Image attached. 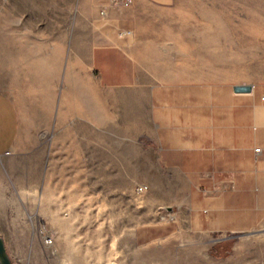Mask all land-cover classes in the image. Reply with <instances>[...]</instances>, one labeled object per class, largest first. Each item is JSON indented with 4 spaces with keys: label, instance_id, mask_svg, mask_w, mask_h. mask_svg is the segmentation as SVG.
I'll return each instance as SVG.
<instances>
[{
    "label": "rangeland",
    "instance_id": "1",
    "mask_svg": "<svg viewBox=\"0 0 264 264\" xmlns=\"http://www.w3.org/2000/svg\"><path fill=\"white\" fill-rule=\"evenodd\" d=\"M104 26L129 43L137 83L115 91L110 117L100 89L98 124L87 106L76 115L67 110V123L57 124L66 79L65 70L51 75L53 63L65 65L63 47L70 58L78 27L90 33ZM122 31L131 36L123 38ZM49 47L59 60L51 59ZM26 50L35 51L33 68L23 63ZM1 79L4 89L16 91L19 143L37 142L36 162L24 165L34 176L29 169L14 179L15 229L11 220H0L13 264H264L261 212H242L254 215V227L235 226L234 215L235 207L259 205L237 194L235 179L209 170L206 158H180L181 173L171 167L174 158H158L154 112L158 90L177 97L189 86L212 87L234 96L237 85H251L264 92V0L130 7L117 0H0ZM84 82L96 90L87 75ZM44 110L53 125L33 130L31 112ZM194 123L202 126L203 120ZM209 123L215 125L212 118ZM142 185L148 191L141 195L136 189ZM218 198L226 201L228 224L191 230L193 202H202L198 214L214 223L220 215L207 203ZM42 233L54 238L51 246Z\"/></svg>",
    "mask_w": 264,
    "mask_h": 264
},
{
    "label": "crops",
    "instance_id": "2",
    "mask_svg": "<svg viewBox=\"0 0 264 264\" xmlns=\"http://www.w3.org/2000/svg\"><path fill=\"white\" fill-rule=\"evenodd\" d=\"M104 1L116 2V0ZM119 1L122 0H117ZM176 1L134 0L131 6L142 2L155 6L170 5ZM76 31L70 58L68 59L67 50L63 47L65 65L62 67L63 63L59 61L53 63L51 69V75L56 78L61 70H65L63 74L66 79L63 91L58 98L60 117L57 124L67 123V110L70 114L76 115L81 113L84 106L90 109L91 122L98 124L100 110L103 107L100 100L105 93H107L108 100L107 113L110 117L112 114L109 110L116 106L115 91L135 87L137 83L136 62L130 53L129 43L119 38L112 27H94L90 33L78 27ZM56 46L57 44L54 45ZM50 47L48 54L50 56L52 54L51 59L59 60L58 50ZM24 58L26 60L23 63L28 68H33L35 51H27ZM84 75H87V79L94 83L96 90L89 88V84L86 85ZM2 82L1 79L0 220H11L10 226L15 229L14 218L17 208L14 209V179L17 174L33 169L24 165L36 162L37 158L32 155V151L37 142L32 138L26 145L19 143L23 121L19 105L15 101L16 91L4 89ZM101 88L104 90L102 97ZM175 95L177 97H174L173 92L164 90H158L154 95L156 98L154 112H156L157 137L160 145L159 152L157 151L158 158H174L175 161L172 162L171 167L177 173L186 169L179 161L180 158H206L205 162L209 170L214 168L218 170L219 175L235 179L237 194L241 197L252 196L250 200L259 205L253 209L235 207V226H256V220L252 219L254 215H245L242 212L258 210L261 212L260 216L264 218V92L254 88L251 93H235L234 96H230L226 92L222 94L219 91L215 92L212 87H202L197 91L194 86H189L188 89L180 90ZM173 98L177 99L173 100ZM213 104H216L214 113L212 112ZM53 105L56 103L53 102ZM231 111L232 113L229 114ZM31 114L34 118L33 130H38L39 127L49 129L53 125L51 112L44 110L37 113L31 112ZM36 115L40 116L38 120H36ZM211 118L215 123L213 127V124L209 123ZM200 120H203V125L195 126L194 122ZM256 148H262L261 156L257 157ZM32 173L34 176V169ZM198 173L200 172L197 171L195 176L201 178L202 175ZM33 200L29 197L24 198L26 202ZM193 203L191 210L196 221L193 224L190 222L188 227L193 228L191 230L195 231L198 227L204 229L205 225L210 228L228 224L224 222L227 216L224 199L218 198L216 201L207 203L211 204L210 210L214 216L220 215L221 220L214 223L204 221L198 214L204 208L202 202L194 201ZM244 216H246V221L243 222ZM0 226L7 225L2 223ZM2 231L0 229V235Z\"/></svg>",
    "mask_w": 264,
    "mask_h": 264
},
{
    "label": "built area",
    "instance_id": "3",
    "mask_svg": "<svg viewBox=\"0 0 264 264\" xmlns=\"http://www.w3.org/2000/svg\"><path fill=\"white\" fill-rule=\"evenodd\" d=\"M133 3H134V0H122L121 1V4L123 7H130ZM103 15L106 16L107 14L104 12ZM120 34L123 38H127L131 36V31L130 32L122 31ZM257 152L262 153V150L259 149ZM136 191L138 194H141V195L145 194L148 191V186H145V185L139 186L137 187ZM43 238H44L46 246L47 245L51 246L54 243V238L52 236L43 234Z\"/></svg>",
    "mask_w": 264,
    "mask_h": 264
},
{
    "label": "water",
    "instance_id": "4",
    "mask_svg": "<svg viewBox=\"0 0 264 264\" xmlns=\"http://www.w3.org/2000/svg\"><path fill=\"white\" fill-rule=\"evenodd\" d=\"M253 91V87L250 86H238L235 88L236 93H251ZM5 241L2 237H0V264H13L9 259V254L7 248L5 247Z\"/></svg>",
    "mask_w": 264,
    "mask_h": 264
}]
</instances>
